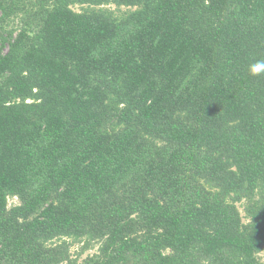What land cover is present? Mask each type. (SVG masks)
<instances>
[{
    "label": "trees",
    "instance_id": "trees-1",
    "mask_svg": "<svg viewBox=\"0 0 264 264\" xmlns=\"http://www.w3.org/2000/svg\"><path fill=\"white\" fill-rule=\"evenodd\" d=\"M260 61L264 0H0V264H264Z\"/></svg>",
    "mask_w": 264,
    "mask_h": 264
},
{
    "label": "rangeland",
    "instance_id": "rangeland-1",
    "mask_svg": "<svg viewBox=\"0 0 264 264\" xmlns=\"http://www.w3.org/2000/svg\"><path fill=\"white\" fill-rule=\"evenodd\" d=\"M105 7L109 8L110 10H112V11L114 12V14L117 15V16H119V17L125 15L127 12H129V11L132 10V9H134L133 7H128V6H117L116 4L105 5ZM73 8H74L76 11H81L83 7L80 6V5H74ZM16 202H17V199H16V198H10V200H9L10 205H11V204H15ZM241 209H242V208H241ZM78 247H79L78 245L75 246V247L73 248V252H75V250H76V252H78V251H77V250H78ZM95 250H96V248H95V249H92V250H87V251L83 254V256H86V255H88V254H92V253L95 252ZM260 258H261L262 260H264V251L260 253Z\"/></svg>",
    "mask_w": 264,
    "mask_h": 264
},
{
    "label": "clouds",
    "instance_id": "clouds-1",
    "mask_svg": "<svg viewBox=\"0 0 264 264\" xmlns=\"http://www.w3.org/2000/svg\"><path fill=\"white\" fill-rule=\"evenodd\" d=\"M262 69H264V61L257 62L255 65L250 67V70L253 74H258Z\"/></svg>",
    "mask_w": 264,
    "mask_h": 264
}]
</instances>
